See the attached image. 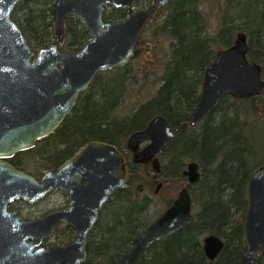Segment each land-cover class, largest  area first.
Wrapping results in <instances>:
<instances>
[{
    "label": "water",
    "instance_id": "obj_1",
    "mask_svg": "<svg viewBox=\"0 0 264 264\" xmlns=\"http://www.w3.org/2000/svg\"><path fill=\"white\" fill-rule=\"evenodd\" d=\"M21 1L0 0V264H83L88 238L103 207L127 185L125 154L110 142L92 140L40 178L16 167L9 158L55 132L98 73L132 61L145 26L170 0H152L141 10L136 9L140 0H54L55 41L40 49L30 44L13 19ZM109 8H125L128 15L121 20H107ZM68 17L81 20L91 36L74 52L61 48ZM249 50L247 33L238 31L229 47L217 51L205 69L200 100L182 129L205 120L224 96L239 100L264 94L263 66L248 58ZM175 135L164 115L154 116L144 129L127 138L132 161L151 163L153 170H160L159 156ZM183 176L189 185L196 184L199 163L188 162ZM56 190L67 196L64 208L32 219H26L21 209H9L16 200L35 203ZM248 202L245 243L238 264H257L264 253V163L251 173ZM192 205L189 189L184 186L172 204L123 249L116 264H139L152 244L188 226L193 219ZM61 224L73 228L72 241L45 244ZM203 247L206 256L214 260L224 242L211 234L204 238Z\"/></svg>",
    "mask_w": 264,
    "mask_h": 264
},
{
    "label": "trees",
    "instance_id": "obj_2",
    "mask_svg": "<svg viewBox=\"0 0 264 264\" xmlns=\"http://www.w3.org/2000/svg\"><path fill=\"white\" fill-rule=\"evenodd\" d=\"M202 1L170 0L161 9L165 16L157 30L170 40L169 60L164 63L158 77L160 85L150 98L135 105L130 114L119 116L117 110L129 88L143 82L148 72L145 68L143 73L144 70L140 71L133 64L135 58L121 68L102 71L54 134L9 160L16 167L36 175L37 170L25 166L24 159L34 162L47 153L48 167L55 168L90 140L110 142L128 152L127 138L132 132L144 129L156 115L168 119L176 135L161 155V170L156 172L149 164L136 165L130 159L131 153H126L129 160L127 185L119 189L104 208L89 236L87 259L83 264H116L119 254L135 236L165 211L155 207L152 197L138 188L143 184L138 178L140 168L146 169V174L155 172L166 181H185L183 169L190 161H197L201 169L198 183L191 186L192 222L154 244L152 248L159 251L149 252L139 264L239 263L245 243L248 185L257 166L250 163L255 148L246 131L249 125L264 124V94L239 100L224 96L216 110L201 123L188 129L181 126L190 120L200 100L206 67L218 50L234 42L238 31L247 33L248 58L262 64L264 77V0H224L220 23L214 33L201 8ZM53 4L54 0H24L13 12V19L35 49L55 40ZM109 15L122 18L126 10L113 9ZM88 38L80 20H66L64 51L79 50ZM143 45L144 42L138 54L144 51ZM36 149L40 155H30ZM202 190L208 195L207 206L199 196ZM173 200L167 202L165 209ZM238 213L241 218L235 220ZM59 230L62 236L55 244L69 243L74 230L69 226ZM206 234H216L225 240L224 249L213 261L203 250ZM257 264H264V253Z\"/></svg>",
    "mask_w": 264,
    "mask_h": 264
},
{
    "label": "rangeland",
    "instance_id": "obj_3",
    "mask_svg": "<svg viewBox=\"0 0 264 264\" xmlns=\"http://www.w3.org/2000/svg\"><path fill=\"white\" fill-rule=\"evenodd\" d=\"M223 5L224 0H203L201 3V8L207 16L210 30L213 33L220 23ZM164 16L165 11H160L147 27L144 35V51L140 52V54L135 57L133 64H135L140 71L146 68L148 77L140 84H136L129 88L127 95L117 110L119 116L123 117L127 114H130L135 105L150 98L155 92L156 88L160 85V80L158 77L163 72L164 63L169 60L168 49L170 44L169 38L164 33L160 32L161 30H157ZM145 72L146 71L144 70L143 73ZM98 81L96 82V85L99 84ZM248 127L249 128H247L246 131L248 139L255 148L252 157H250V163L251 165L257 164L258 166L264 163V124H261L258 127L255 125H249ZM50 142L53 143L54 140L51 139ZM30 155H36L37 157L40 155L39 149H36ZM44 156V158L42 157L41 159L35 160L34 162H30L29 159H24L25 162L23 164L27 167H30L32 170H37L35 171L37 175L36 177H40L45 169L50 168L48 167V154L46 153ZM146 173V169H139L138 178L143 184L139 185L138 188L144 189L145 193L152 197L155 207H158L161 212L167 207V202L169 200L175 199L178 196L180 189L187 183L184 180L166 181L162 177L158 176L157 173L152 171L149 172V174ZM160 182H163L164 186L159 190V192H156V188ZM169 183H171L170 186ZM199 196L200 199L204 201L203 203L207 206V193H204V190H202V193H199ZM64 201V195L62 193H54L47 197V199L44 201H41L34 206L24 207L26 208V211L31 214V216H36L40 213H46L51 209L61 207V205L64 204ZM240 218V213L235 215V220H240ZM61 236L62 234L59 230L54 236L48 239L47 243H58L60 242ZM72 239L73 237H71V240Z\"/></svg>",
    "mask_w": 264,
    "mask_h": 264
},
{
    "label": "flooded vegetation",
    "instance_id": "obj_4",
    "mask_svg": "<svg viewBox=\"0 0 264 264\" xmlns=\"http://www.w3.org/2000/svg\"><path fill=\"white\" fill-rule=\"evenodd\" d=\"M151 4H152V0H140V1L137 3V7H136V9H138V10L146 9V8H147L148 6H150ZM168 4H169V3H168ZM53 5H54V4H53ZM166 6H167V5H166ZM113 9L118 10V9H125V8H118V9H116V8H109V9L106 11V13H105V19H107V20H121V19L126 18L127 15H128V11H127V9H125V10H126V15H125L124 17H122V18H116V17H114V16H110V15H109V11H111V10H113ZM160 11H161V9L158 10V11L154 14V16L152 17V19H151V20L147 23V25L145 26V29H144V32H143V35H142V43H141V45L139 46V48L142 46V44H143V42H144V35H145L146 30H147V27H148L149 24L154 20V18L156 17V15H157ZM68 18H72V17H68ZM68 18H67V19H68ZM67 19H66V20H67ZM74 19H75V18H74ZM66 20H65V35H66ZM76 20H77V19H76ZM80 21H81V20H80ZM81 22H82V21H81ZM82 23H83V22H82ZM83 25H84V24H83ZM84 27H85V26H84ZM85 30H86V28H85ZM86 31H87V30H86ZM88 36H89V38L86 40V42H87V41L90 39V37H91V36L89 35V33H88ZM54 41H55V40H54ZM54 41H53V42H54ZM64 41H65V38H64ZM53 42H52V43H53ZM86 42H85V43H86ZM63 43H64V42H63ZM85 43H84V44H85ZM84 44H83V45H84ZM62 45H63V44H62ZM62 45H61V48H62ZM82 47H83V46H82ZM82 47H81V48H82ZM81 48H80V49H81ZM80 49H79V50H80ZM62 50H63V49H62ZM77 51H78V50H77ZM137 54H138V51H137ZM137 54H136V56H137ZM136 56H135V57H136ZM135 57H134V58H135ZM119 68H121V67H119ZM116 69H117V68H116ZM111 70H112V69H111ZM92 82H93V81H92ZM91 84H92V83H91ZM88 89H89V88H88ZM86 91H87V90H86ZM86 91H85V92H86ZM83 93H84V92H83ZM83 93H82V94H83ZM82 94H81V96H82ZM81 96H80V98H81ZM79 100H80V99H79ZM78 102H79V101H78ZM77 104H78V103H77ZM200 123H201V122H200ZM62 124H63V123H62ZM62 124H61V125H62ZM147 125H148V124H147ZM190 126H191V125H190ZM190 126H189V127H190ZM171 127H172V126H171ZM189 127H188V128H189ZM59 128H60V127H59ZM59 128H58V129H59ZM188 128H187V129H188ZM58 129H57V130H58ZM57 130H56V131H57ZM173 130H174V129H173ZM56 131H55V132H56ZM174 131H175V130H174ZM55 132H53V133H51L50 135H48V136H46V137H44V138L38 140V141L36 142V145H37V143H38L39 141H41V140H43V139H45V138L51 136V135L54 134ZM175 133H176V132H175ZM174 139H175V138H174ZM90 141H92V140H90ZM88 142H89V141H88ZM88 142H87V143H88ZM85 144H86V143H85ZM36 145H35V146H36ZM145 145H146V144H145ZM170 145H171V144H170ZM143 146H144V145H143ZM169 147H170V146H169ZM169 147H168V148H169ZM168 148H167V149H168ZM167 149H166V150H167ZM166 150H165V151H166ZM127 151L131 153V158H130V159H131V161H132V152L129 151L128 149H127ZM165 151H164V152H165ZM128 152H123V153H124L125 156H126V153H128ZM164 152H163V153H164ZM163 153H162V154H163ZM162 154H161V155H162ZM161 155L159 156V159H160V163H161V165H162ZM72 156H73V155H72ZM72 156H71V157H72ZM13 157H14V156H13ZM13 157H11V158H13ZM71 157H69V158H71ZM69 158H68V159H69ZM126 158H127V156H126ZM9 160H10V158H9ZM66 160H67V159H66ZM66 160H65V161H66ZM127 160H128V158H127ZM65 161H64V162H65ZM64 162H62V163H64ZM132 162H133V161H132ZM62 163H61V164H62ZM133 163H134V162H133ZM61 164H60V165H61ZM134 164H135V163H134ZM13 165H14V164H13ZM60 165H59V166H60ZM136 165H141V164H136ZM145 165H146V164H145ZM147 165H148V164H147ZM149 165H151V163H149ZM59 166H57V167H55V168H48V169H54V170H55V169H57ZM128 166H129V160H128ZM151 166H152V165H151ZM185 168H186V166H185ZM185 168H184V169H185ZM184 169H183V171H184ZM46 170H47V169H46ZM46 170H44L43 173H44ZM160 170H161V168H160ZM160 170H158V171L154 170V171L159 172ZM43 173H42V174H43ZM33 175H34V174H33ZM200 175H201V169H200ZM34 176L36 177L37 175H34ZM41 176H42V175H41ZM41 176H40V177H41ZM40 177H36V178H40ZM184 177H185V176H184ZM185 178H186V177H185ZM199 179H200V178H199ZM185 181L187 182L185 186L188 187L189 192H190L191 197H192V202H193V195H192V191H191V190H192V189H191V186L196 185L198 182H197L196 184L189 185V183H188V181H187V178H186ZM159 184H161V187H160V189H161V188L164 186V185H163V182H160ZM159 184H158V185H159ZM183 187H184V186H183ZM156 189H157V188H156ZM160 189H159V190H160ZM159 190H158V191L156 190V192H159ZM54 193H62V194L64 195V200H65V201H64V204H62L61 207L54 208V209L64 208V207L67 205V196L65 195V193H64L62 190H56V191H54V192L48 194L46 197H44L43 199H40L39 201H37V202H35V203H28V202L23 201V200H16V201H14L13 203L10 204L9 209H10V210H12V209H21V210L23 211V213H24V217H25L26 219H32V218H36V217H41V216L45 215L46 213H48V212H50L51 210H54V209H51V210L47 211L46 213H42V214L40 213L39 215L31 216V214H30L29 212L26 211V208H25L24 206H27V207L34 206V205L40 203L41 201H44L45 199H47V197H49L50 195H52V194H54ZM112 198H113V197H112ZM112 198H111V199H112ZM111 199H110V200H111ZM175 199H176V198H175ZM175 199H174V200H175ZM110 200H109V201L107 202V204L103 207V210H104V208L108 205V203L110 202ZM174 200H173V201H174ZM102 212H103V211H102ZM192 213H193V205H192ZM101 214H102V213H101ZM100 217H101V216H100ZM191 222H192V221H191ZM189 225H190V224H189ZM64 226H67V225L61 224V225L57 226L55 234L59 231L60 228H62V227H64ZM69 227H70V226H69ZM185 227H186V226H185ZM183 228H184V227H183ZM72 229H73V228H72ZM55 234H54V235H55ZM54 235H53V236H54ZM74 235H75V232H74ZM74 235H73V238H74ZM209 235H211V234H206V235H204V237H203V241H204V238L207 237V236H209ZM215 235H216V234H215ZM170 236H171V235H170ZM217 236H218V235H217ZM51 237H52V236H51ZM51 237H49V238L46 239L45 244H49V243H47V241H48V239H50ZM167 237H169V236H167ZM218 237H220V238L223 240V242H224V247H225V240L223 239V237H221V236H218ZM165 238H166V237H165ZM163 239H164V238H163ZM163 239H161V240H163ZM161 240H159V241H161ZM71 241H72V240H71ZM159 241L155 242L154 244L158 243ZM203 241H202V245H203ZM54 244H55V243H54ZM154 244H152V245H151V246L145 251V254L143 255V257H142V259L140 260L139 263L142 262L143 258H144V257L146 256V254H148L149 252H150L151 254H153V253H157V252L159 251V250H157V249L152 248V247L154 246ZM224 247H223V249H224ZM223 249H222V250H223ZM203 250H204V247H203ZM222 250H221V252H222ZM221 252H220V253H221ZM204 253H205V252H204ZM220 253L218 254V256H217L214 260H216V259L219 257ZM151 254H150V255H151ZM205 255H206V254H205ZM206 257H207V256H206ZM207 258H208V257H207ZM208 259H209V258H208ZM209 260H211V259H209ZM212 261H213V260H212Z\"/></svg>",
    "mask_w": 264,
    "mask_h": 264
}]
</instances>
